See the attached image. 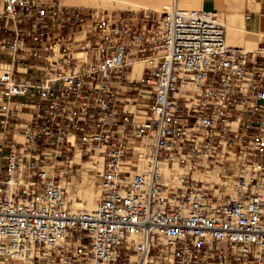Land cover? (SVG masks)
<instances>
[{"label": "built area", "instance_id": "2783aa9c", "mask_svg": "<svg viewBox=\"0 0 264 264\" xmlns=\"http://www.w3.org/2000/svg\"><path fill=\"white\" fill-rule=\"evenodd\" d=\"M226 31L179 0H0V264H264V42Z\"/></svg>", "mask_w": 264, "mask_h": 264}, {"label": "crops", "instance_id": "0c3cea01", "mask_svg": "<svg viewBox=\"0 0 264 264\" xmlns=\"http://www.w3.org/2000/svg\"><path fill=\"white\" fill-rule=\"evenodd\" d=\"M183 5L218 10L231 46L253 49L264 42V0H179Z\"/></svg>", "mask_w": 264, "mask_h": 264}, {"label": "bare ground", "instance_id": "6f19581e", "mask_svg": "<svg viewBox=\"0 0 264 264\" xmlns=\"http://www.w3.org/2000/svg\"><path fill=\"white\" fill-rule=\"evenodd\" d=\"M61 3L72 5V6H94L96 8L107 7L109 10L115 8L120 9H145V10H156L161 12L163 9L168 8L172 0H61ZM180 4V2H179ZM10 67L9 63L0 64V72ZM143 62L134 61L133 68L131 71L132 77H139L142 72ZM78 157L75 158L78 161ZM83 175L84 179L81 182H76L73 187H69V200L72 202V206L75 210L79 209H90L95 206L96 201L99 197V188L96 189L94 175H90L93 167L89 163L84 164ZM165 175V180L177 182L178 174L172 173L165 165L162 167ZM211 178H217L216 174H211ZM80 196V201L75 197Z\"/></svg>", "mask_w": 264, "mask_h": 264}, {"label": "rangeland", "instance_id": "374dc122", "mask_svg": "<svg viewBox=\"0 0 264 264\" xmlns=\"http://www.w3.org/2000/svg\"><path fill=\"white\" fill-rule=\"evenodd\" d=\"M168 2H169V0H168ZM180 5L181 6H185V7H191V6H187V5H183V4H181L180 3ZM74 7V6H73ZM75 7H77V8H83V9H86V8H96V7H94V6H75ZM96 9H99V8H96ZM102 10H107V11H110V12H113L114 14L116 13V14H122V15H131V14H134V15H136V14H138V13H142L145 9H138V10H135V9H120V8H115V10L114 9H112V10H109L107 7H103V8H101ZM145 11H150V13H151V15L154 17V18H156L157 16H159V14H160V12H158V11H156V10H145ZM83 169H85L84 168V165H82V166H79L78 167V170L76 171V170H73L72 171V175H73V181L71 182V184H69V187H73L74 186V184L76 183V182H81L82 181V179H84V175H83ZM89 174L90 175H94V173L93 172H91L90 173V171H89ZM94 181H95V185H96V189H98V181H97V178H96V176L94 175ZM69 189V188H68ZM68 198H69V192H68ZM77 200H81L80 199V196H78V195H76V197H75ZM70 199V198H69ZM71 200V199H70ZM72 201V200H71Z\"/></svg>", "mask_w": 264, "mask_h": 264}]
</instances>
